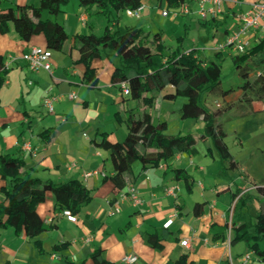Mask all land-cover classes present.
Returning a JSON list of instances; mask_svg holds the SVG:
<instances>
[{
	"label": "crops",
	"instance_id": "1",
	"mask_svg": "<svg viewBox=\"0 0 264 264\" xmlns=\"http://www.w3.org/2000/svg\"><path fill=\"white\" fill-rule=\"evenodd\" d=\"M0 1L2 7L6 8L3 1ZM156 2L159 7L158 0ZM186 2L191 4L192 13L197 4L190 0H185ZM12 3L38 5L37 0H13ZM145 3L147 4L146 0ZM251 3L245 0H224L222 17L220 16L217 21H221L223 25L230 22L231 27L225 30L222 41H213L210 44L212 55L219 51V46L237 30L239 14L247 11ZM73 4L76 11L70 13ZM164 4L166 5L165 2ZM182 6L174 9L179 11ZM166 7L168 8L167 5ZM98 11L97 7L88 11L80 5L79 0H70L63 7L58 19L63 23L70 39L62 51L52 52V73L44 69L34 71L24 59L34 47L46 49L44 35L34 36L30 41L24 42L20 40L13 25L8 34L0 33V54L5 57L9 69L6 82L0 87V155L13 154L22 158L26 163L21 170L24 176L31 175L55 183L78 180L91 190L93 196L92 202L84 207L79 215L74 216V219L64 212L56 211L52 194L48 195L46 202L38 206L42 220L48 225H54L52 230L38 237L42 241V253L25 234L17 235L14 229H0V264H61L67 260L94 264L90 257L98 250H101L103 258L114 264H128L125 258L131 255L138 257L135 264H166L170 261L176 262L184 255L189 256L188 264L191 262L229 264L230 256L236 259L235 261L241 259L248 251V247L245 243L235 246L230 244L234 236L233 225L230 228V222L237 221V216L233 212L235 202L231 192L242 189L254 194L257 200L258 196L264 200V196L256 189V185L264 186V183L257 182L239 162L228 144V137L226 143L235 160L239 162L237 170L224 172L219 161L207 156L209 144L199 141L195 147L196 154L193 156L181 153L159 168L147 170L140 162L133 165L128 179L142 199L141 205L136 206L130 199L122 198V195L132 187L130 184L122 191L114 189L113 183L109 180L114 174L110 152L98 148L94 140L99 142L102 139L101 134L107 133L112 142L124 141L128 134L126 124L128 111L138 108L141 103L124 101L128 95L121 92L120 86L112 84V75L118 62L116 58L104 55L93 61L92 66L96 69L99 81L95 88H91L84 81L85 66L77 63L80 53L75 47L77 44L75 37L90 32L96 34L97 24L92 16H97ZM116 16L119 22L114 29L121 25L122 19L120 13ZM48 18V11H44L43 19ZM201 22L205 21L200 19V24ZM203 27H209L211 31L221 28L210 24ZM161 33L165 44L166 34ZM262 38L264 34L247 37L250 41L249 48ZM227 49L232 51L233 56L232 48L224 49V55ZM183 50L189 52L192 49ZM199 55L200 57L202 55L201 49ZM173 92L172 86H168L162 92H153L152 95L156 97L154 106L141 109L149 112L153 118V113L148 109L158 107L163 109L168 103L176 106L180 104L178 110L170 108L171 110L161 113L158 121L154 123L167 122L166 134L170 136L188 134L192 126H199L203 131L201 119L181 118L180 109L186 102L185 99L176 101L163 99L165 94ZM243 94L244 90L241 89L236 95L237 99H233L232 94L226 97L214 95V108L206 103L207 97L205 103L210 111H216V108L222 105H237ZM72 95H75V98H71ZM48 97L55 99L54 113L49 112L44 106V101ZM175 111L179 113L178 119L183 120V123L179 122V127L182 128H178L176 135L169 134L168 119L171 118L167 116ZM248 113L250 112H244L243 115L247 116ZM174 116L172 113L171 117ZM218 123L223 125L225 131L223 122L218 119ZM225 133L227 134L226 131ZM238 137L239 140L234 146L241 148L242 152L245 144L243 139ZM199 144L204 145L205 151L199 150ZM185 154L192 158L191 171L178 166V163L184 160ZM200 157L202 158L198 159ZM214 164L216 166L219 164L218 168L207 173V166ZM169 167L183 168L192 176L194 181L192 192H188L184 181L174 178V173L169 172ZM237 171L239 181H244L241 174L247 173L250 182H244L248 183V187L239 186L234 179L229 184L217 182L219 174L236 175ZM196 172L207 175L203 181L198 182L194 175ZM86 173L91 175L86 178ZM4 185L5 181L0 177V203L3 200L1 188ZM225 188L230 190L221 192ZM225 199L226 201H223ZM204 202H207L204 214L198 217L194 214V206L196 203ZM170 220L173 221L172 224L166 227ZM214 224L215 227L212 229ZM226 225L227 228L222 230ZM222 232L223 239H214V234L220 235ZM155 234L162 240L161 249L154 248L149 242L150 236ZM5 239L9 240L8 244L4 242ZM184 240L189 241V246L182 245ZM62 243H69L68 248L54 252L55 245ZM254 264L264 262L260 260Z\"/></svg>",
	"mask_w": 264,
	"mask_h": 264
},
{
	"label": "trees",
	"instance_id": "2",
	"mask_svg": "<svg viewBox=\"0 0 264 264\" xmlns=\"http://www.w3.org/2000/svg\"><path fill=\"white\" fill-rule=\"evenodd\" d=\"M37 1L38 5L16 4L8 8H3L0 1V33L8 34L13 25L21 41L28 42L34 36L44 35L47 50L62 51L70 37L58 16L70 0ZM79 1L88 11L97 7L99 11L96 15L106 17L109 23L100 36L90 32L75 37L77 43L75 47L80 53L77 63L85 66L84 81L91 88H95L99 81L96 69L92 66L93 61L104 55L116 58L118 62L112 75V84L120 86L123 93L121 84L127 82L130 94L124 101L141 103L138 108L128 111L126 119L128 134L124 141L112 142L107 133L101 134L102 139L99 142L94 140L98 148L110 152L114 174L109 180L113 183L114 189L122 191L130 184L128 175L136 162H140L145 170L159 168L178 154L195 155V147L199 141L209 144L207 156L219 161L224 172L239 169V162L235 160L226 143L227 134L223 125L218 123V118L226 108L224 111H210L205 103L207 94L222 97L230 94V91L221 89L224 49L217 51L214 59L204 60L200 57V49L197 47L189 52L183 50V37L178 39V47L167 49L160 32L150 38L143 28L137 26L127 27L123 31L114 29L119 22L116 14L124 10H136L145 0ZM164 2L168 8L174 9L181 7L185 0H158L160 8ZM44 11L49 13L46 20L43 19ZM217 19L213 17L202 20L205 22H201V25L221 27L223 23ZM232 60L246 80L242 85L244 94L241 97V100H245L246 93L252 86L250 76L264 63V38L248 48L245 53L233 55ZM8 74L5 57L0 54V87L5 84ZM258 77L262 83L260 90L264 94V71ZM168 86H172L174 92L165 94L164 100L176 101L180 98L186 100L180 109L181 118L202 120L203 131L199 138L189 133L170 136L166 134L167 122L154 123L152 115L141 109L153 107L156 97L152 93L162 92ZM25 165L22 158L13 154L0 155V177L5 181L1 188L3 200L0 203V229H14L17 235L25 234L42 253V241L38 237L52 230L54 225H48L42 220L38 206L46 202L48 195L52 194L56 211H69L72 216H77L92 202L93 196L91 190L78 180L55 183L31 175L24 176L21 170ZM169 172L174 173L176 180L184 181L188 192H192L194 181L185 169L169 167ZM256 189L264 196V186L256 185ZM229 190L230 188H225L221 192ZM231 194L235 202L233 212L237 216V221L232 224L234 236L230 244L235 246L245 243L248 251L253 252L264 262V212L256 216L249 212V207L257 201V197L242 189H237ZM206 205L207 202L196 203L194 214L202 216ZM214 227L215 224L211 228ZM224 228H227V225L222 227V230ZM223 238V232L220 235L214 234L216 240ZM161 241L157 234L149 238L154 248L161 249L163 247ZM68 246L69 243L57 244L53 250L61 252ZM188 257L184 255L178 261L166 264H188ZM90 258L94 264H114L102 257L101 250L94 252ZM61 264L85 262L75 263L67 260Z\"/></svg>",
	"mask_w": 264,
	"mask_h": 264
},
{
	"label": "rangeland",
	"instance_id": "3",
	"mask_svg": "<svg viewBox=\"0 0 264 264\" xmlns=\"http://www.w3.org/2000/svg\"><path fill=\"white\" fill-rule=\"evenodd\" d=\"M4 6L6 8L10 6H15L16 4L12 3L13 0H2ZM246 2H254L259 0H245ZM148 7L146 10L141 13V17H133L127 14V11H121L120 14L122 19L120 21V26L116 27L120 30H125L131 26H137L139 28H143L146 32L152 35V37L158 32H164L166 34L167 39L165 40V46L167 49L176 48L179 46L178 39L183 37V48L187 51L196 48V45H199V49H201L202 55L201 58L204 60H212L214 59V55H212V49L210 44L214 41L219 40L222 41L223 35H225V30L231 27V23H225L221 28L217 31H211L209 27H203L200 24L201 17L199 16L198 6L195 9H192V13L189 16H178L175 15V9L170 8V16L165 17L162 15L163 9H166V5L164 4L162 8L158 7L156 0H146ZM75 6L73 4L70 13H75ZM95 23L97 24L96 35L103 34L105 27L109 24L106 17H98L92 16ZM222 17V15H221ZM141 18V19H140ZM218 39V40H217ZM235 53L233 55H237ZM264 71V63L262 67L255 73L252 74L250 78V82L252 86L248 89L246 93L245 100L239 101L237 105L217 107V110H226L223 114L218 118L219 121L223 122L225 131L228 134V144L230 148H232L233 153L237 156L239 162L245 167L247 172H249L254 178H256L257 182L260 184L264 183V94L260 90L262 83L258 80L259 74ZM244 78L242 77L240 70L236 67L232 60V51L227 49L226 54L223 56L222 61V86L221 89L224 91H230L233 99H237L236 95L241 91L242 85L244 84ZM260 90V92H258ZM218 97H222L221 95H217ZM207 97V98H206ZM206 103L211 107H213L214 102V94L205 95ZM183 99V98H180ZM168 106H164L162 108H154L148 109V111L153 113L154 122L158 121V117L161 113L167 110H178L180 104H167ZM171 108V109H170ZM121 109V108H120ZM258 111V112H256ZM75 112L77 110L75 109ZM244 112H250L246 116L243 115ZM173 113L174 117L171 115ZM169 113L167 116L170 120V130L169 134H178V128L180 123H183L181 119H178L179 113L178 111ZM250 114V115H249ZM180 117V116H179ZM174 119L177 121L175 123ZM193 123V122H189ZM182 125V124H181ZM191 125V124H190ZM191 134H194L198 137L202 133V129L199 126H192L190 131ZM187 132V133H189ZM240 136L243 139L245 144V148L242 152H240L241 148L235 147L234 144L239 140ZM199 150L202 152L205 151L204 145L200 146ZM184 160L181 163H178V166H182L191 171L192 158L185 154ZM203 157V156H202ZM202 157L198 158L201 159ZM209 158H207V161ZM203 164V163H201ZM140 165V164H138ZM214 164L212 166H207L206 172L215 171L218 168ZM196 180L203 181V178L207 175L206 173L196 172L194 173ZM244 177L245 182H250L249 176L247 173L241 174ZM232 179L238 182V185L241 187H248V183L244 181H239V173L236 172V175L230 174L229 176L219 174L217 176V182L223 184L231 183ZM253 185V184H252ZM263 185V184H262ZM256 195V194H255ZM257 196V195H256ZM223 201H226L223 200ZM249 212L252 215H257L260 212H264V200H262L261 196H258V200L253 203L249 207ZM4 242L8 244L9 240L5 239ZM228 253V251L226 250ZM237 258V257H236ZM236 260V259H235Z\"/></svg>",
	"mask_w": 264,
	"mask_h": 264
},
{
	"label": "built area",
	"instance_id": "4",
	"mask_svg": "<svg viewBox=\"0 0 264 264\" xmlns=\"http://www.w3.org/2000/svg\"><path fill=\"white\" fill-rule=\"evenodd\" d=\"M197 4L198 6V14L202 20H207L209 18H219L224 9L223 4L224 0H190ZM147 8V4L144 2L142 6H140L136 10H126L129 16L133 17H141V13ZM191 13V4L186 2L181 10H175V16H186ZM162 15L165 17L170 16L169 8L163 9ZM264 34V0L254 1L250 4L247 11L239 14L238 16V27L237 30L234 31L226 41L219 46V50L231 47L235 53L242 54L245 53L246 50L250 46V41L247 39L250 35H258ZM24 59L28 63L29 67L38 71L44 69L50 73H52L53 67L51 63L52 52L47 49H42L38 47L32 48L29 54H27ZM123 89V94L129 95L130 88L127 82L121 84ZM71 98H75V95H72ZM54 102L55 99L53 97H48L44 101V106L48 109L49 112L54 113ZM91 173H86L85 177H89ZM123 199H130L134 205L139 206L143 203L142 199L139 197L136 188L133 186L129 188L127 193L122 195ZM235 205V204H234ZM65 215H68L70 218L74 219V216L71 215L69 211H64ZM172 220H170L166 227H169L172 224ZM232 221L230 222L232 228ZM182 245L189 246V241H182ZM138 261L137 256H127L125 258V262L128 264H135ZM229 264H254L259 262L260 259L250 251H247L244 255H242L241 259L235 261V259L230 256Z\"/></svg>",
	"mask_w": 264,
	"mask_h": 264
}]
</instances>
